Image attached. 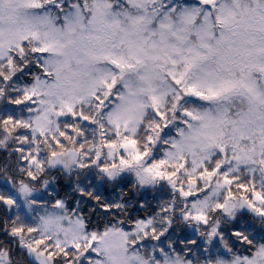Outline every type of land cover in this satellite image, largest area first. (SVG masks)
I'll return each mask as SVG.
<instances>
[{
    "label": "snow or ice",
    "instance_id": "obj_1",
    "mask_svg": "<svg viewBox=\"0 0 264 264\" xmlns=\"http://www.w3.org/2000/svg\"><path fill=\"white\" fill-rule=\"evenodd\" d=\"M0 264H264V0H0Z\"/></svg>",
    "mask_w": 264,
    "mask_h": 264
}]
</instances>
